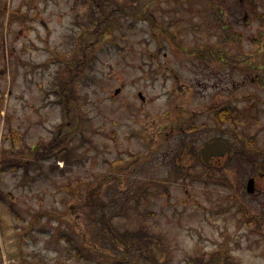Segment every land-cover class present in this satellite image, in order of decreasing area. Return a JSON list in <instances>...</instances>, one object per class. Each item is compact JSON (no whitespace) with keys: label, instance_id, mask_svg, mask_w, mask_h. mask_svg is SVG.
<instances>
[{"label":"rangeland","instance_id":"obj_1","mask_svg":"<svg viewBox=\"0 0 264 264\" xmlns=\"http://www.w3.org/2000/svg\"><path fill=\"white\" fill-rule=\"evenodd\" d=\"M260 2L139 0L130 7L132 15L114 10L109 31L86 51V42L94 40L86 5L2 0L0 158L13 149V158L32 161L48 147L67 121L53 87L58 71L66 67L68 73L83 52L95 58L69 85L80 126L68 141L75 157L64 161L68 150L57 149L16 172L0 161V264H118L123 247L96 212V204L103 203L107 221L121 232L145 224L162 240L166 251L155 252L160 264L211 255L212 264H264V197L261 204L238 201L235 191L206 169L198 174L195 167L186 168L175 177L176 162L165 156L180 145L176 106L183 85L193 93L199 64L230 56L258 57L264 66ZM152 15L157 27L144 20ZM12 130L20 133L15 143ZM166 180L150 188L149 197L131 196L139 185ZM157 191L163 196L152 199ZM126 202L131 210L108 220ZM66 231L97 258L79 256L58 240Z\"/></svg>","mask_w":264,"mask_h":264},{"label":"flooded vegetation","instance_id":"obj_2","mask_svg":"<svg viewBox=\"0 0 264 264\" xmlns=\"http://www.w3.org/2000/svg\"><path fill=\"white\" fill-rule=\"evenodd\" d=\"M260 60L216 56L204 67L199 64L193 93L189 95L183 85L181 103L176 106L180 145L165 155L174 158L180 172L195 167L200 174L206 169L220 176L238 201L258 204L259 197H264V66ZM140 98L145 101L144 96ZM206 144L212 147L208 160ZM167 183L160 181L156 186Z\"/></svg>","mask_w":264,"mask_h":264},{"label":"trees","instance_id":"obj_3","mask_svg":"<svg viewBox=\"0 0 264 264\" xmlns=\"http://www.w3.org/2000/svg\"><path fill=\"white\" fill-rule=\"evenodd\" d=\"M139 0H76V3L79 5H86L89 9V32L92 36H94V40H90L89 42H86V45L83 47V50H88L89 48H92L95 46V44L99 43L100 39L105 35L107 31H109L112 24V13L114 10L124 11V14H134L131 13L130 7L135 5ZM254 1V0H251ZM257 1V0H255ZM260 6L264 7V0H260ZM110 6H113L115 9H110ZM9 10V9H7ZM5 11L2 5V0H0V21L5 16ZM224 11L221 10V14H223ZM138 15L136 14V17ZM144 20H149L150 24L154 27H157L156 25L157 20L152 15V17H145ZM163 22L160 24L163 26ZM172 24V23H170ZM161 26L159 28L161 29ZM162 30V29H161ZM163 31V30H162ZM92 39V38H91ZM95 58L91 54L84 53L81 55V58L77 60V62L72 61L71 64H69L67 67L68 73L65 74L66 67L63 68L62 72L58 71V75L55 79V83L53 85L55 95L59 99L58 105H61L62 111L64 113V117L67 119V121L61 126H59L60 131L56 134L55 138L52 142L49 143L48 147L44 150H39L37 152V155L35 156V159L32 161H26L13 158L11 153L13 152V149H10L7 156H2L0 158L1 163L4 165L5 168H9L12 172H16L19 169H29L32 165L36 164L38 161L47 160L50 158L49 155L54 153L57 149L58 152L68 150L67 155L62 157L64 161H69V157H75L74 154V148L70 146L71 142L69 141V138L72 136H75L78 133L77 127L80 128L79 124H77L76 116H74V109L73 105H71V101L75 100L76 94L72 92V90L69 88V85L72 84L73 80L80 75L79 73H83L85 68L87 66H91L89 64L90 59ZM63 73V74H61ZM66 76V77H65ZM79 122V121H78ZM67 128V136L66 140L62 138V133L64 129ZM63 130V131H62ZM11 137L10 140H12L13 143L17 140L16 138L20 136V133L17 131H11ZM61 139V141H60ZM64 147V148H63ZM63 148V149H62ZM66 148V149H65ZM80 148V147H79ZM54 151V152H53ZM59 158V157H58ZM3 167V171L4 168ZM179 167H176V174L175 177H179L181 175V172L178 170ZM28 173V172H27ZM165 182H168L167 180ZM160 183V181H151L147 184H142L134 188L132 191V197L134 198H140L142 193L146 192V195L149 197L148 192L151 191L152 188L149 185H156ZM151 188V189H150ZM163 192L157 191L154 192L153 198H159L163 196ZM148 197H146V202L148 201ZM151 200V199H150ZM1 202H6V199L4 196L1 197ZM94 200L90 198V204H94ZM117 206V204H116ZM119 209L114 210L108 220H111L115 217H120L124 214H126V211L131 210V206L128 205V203H119L118 204ZM96 207L99 209L96 211L97 213H100L101 218H103L104 222L108 223V227L110 229V232L112 233V238L116 241L117 244L123 247L121 251V259L117 260L116 262L122 263V264H160L158 262V255L155 252H162L166 251L162 247L161 239L155 238L150 233L148 227L145 224H141L136 231L133 230H126V231H120L115 225H113L110 221H107L106 217L103 212L105 208H107L106 204H96ZM147 207H149L147 205ZM150 210L146 214L149 216ZM58 240L66 241L69 245H72V251L78 252L79 256L87 257V259L90 258H97V255L95 254L94 250L91 248L88 249L87 252L82 251L81 247H78L74 242L72 237L70 236L69 232H63L61 235H58ZM154 252V253H153ZM101 255H103L100 252ZM212 256V255H211ZM211 256L208 259L205 258H196L193 261L187 263V264H212ZM169 260V257H168ZM167 263H170V261H167Z\"/></svg>","mask_w":264,"mask_h":264},{"label":"water","instance_id":"obj_4","mask_svg":"<svg viewBox=\"0 0 264 264\" xmlns=\"http://www.w3.org/2000/svg\"><path fill=\"white\" fill-rule=\"evenodd\" d=\"M6 25H7V21H6ZM120 91H121V89H117L116 90V94H119ZM139 95L141 97L143 96L142 93H139ZM211 149H212L211 145L210 144L209 145L206 144V146L204 148V157H205L206 160H208V155L212 153Z\"/></svg>","mask_w":264,"mask_h":264}]
</instances>
